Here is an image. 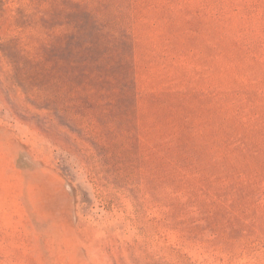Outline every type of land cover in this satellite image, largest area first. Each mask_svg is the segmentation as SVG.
Returning <instances> with one entry per match:
<instances>
[{"label":"rangeland","instance_id":"obj_1","mask_svg":"<svg viewBox=\"0 0 264 264\" xmlns=\"http://www.w3.org/2000/svg\"><path fill=\"white\" fill-rule=\"evenodd\" d=\"M0 264H264V0H0Z\"/></svg>","mask_w":264,"mask_h":264}]
</instances>
